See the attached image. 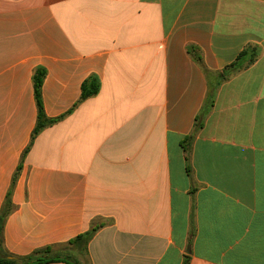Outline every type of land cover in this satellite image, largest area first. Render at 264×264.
<instances>
[{
    "label": "crops",
    "instance_id": "0c3cea01",
    "mask_svg": "<svg viewBox=\"0 0 264 264\" xmlns=\"http://www.w3.org/2000/svg\"><path fill=\"white\" fill-rule=\"evenodd\" d=\"M19 165L13 256L95 229L86 264H264V0H0V211Z\"/></svg>",
    "mask_w": 264,
    "mask_h": 264
},
{
    "label": "trees",
    "instance_id": "16d2710c",
    "mask_svg": "<svg viewBox=\"0 0 264 264\" xmlns=\"http://www.w3.org/2000/svg\"><path fill=\"white\" fill-rule=\"evenodd\" d=\"M187 51L197 63H201V57L199 54L196 53V50L194 48L188 47ZM257 56H258V50L256 48L253 47L245 48L240 52V54L237 56L234 62H232L227 67H225L219 73L221 79L225 80L229 76V73L239 71L243 68L248 67L256 60ZM45 74L46 73L44 69L37 68L35 69L32 77L34 97L38 110L36 126L31 136L32 139L45 127L57 121L56 119L47 118L43 111V107L41 103V86ZM97 90H98L97 87L91 86L90 81H85L81 87V96L79 102H82L87 98L95 95L97 93ZM200 128H201V123L199 122V115H198V117H196V123L194 125V132L188 137V139H192L195 132ZM20 168L21 166L19 165L16 172L14 173L10 188L6 194L3 207L0 211V236L5 218L13 210V205L10 202V197L14 185L16 183ZM95 231H96L95 229H91L87 232L78 235L76 238L70 240L68 243L64 245L48 246V247L40 248L26 256H13L8 252H6L2 247V242L0 238V264H54V263L86 264L85 262L86 247L89 241L92 239ZM183 264H188V261L185 260Z\"/></svg>",
    "mask_w": 264,
    "mask_h": 264
}]
</instances>
